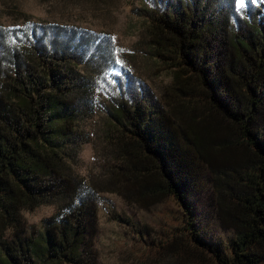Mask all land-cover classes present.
Instances as JSON below:
<instances>
[{
  "label": "trees",
  "instance_id": "obj_1",
  "mask_svg": "<svg viewBox=\"0 0 264 264\" xmlns=\"http://www.w3.org/2000/svg\"><path fill=\"white\" fill-rule=\"evenodd\" d=\"M159 3L144 35L170 67L176 97L114 93L106 112L123 165L98 183L77 176L73 163L93 105L81 56L104 35L0 24V264H97V188L120 179L135 200L171 198L183 210L181 226L159 240V259L264 264V0ZM197 166L215 181L226 239L201 225L190 198ZM42 205L54 212L39 229L27 226L22 210Z\"/></svg>",
  "mask_w": 264,
  "mask_h": 264
},
{
  "label": "rangeland",
  "instance_id": "obj_2",
  "mask_svg": "<svg viewBox=\"0 0 264 264\" xmlns=\"http://www.w3.org/2000/svg\"><path fill=\"white\" fill-rule=\"evenodd\" d=\"M155 1L158 0H0V24L4 26L20 27L28 20L43 29L65 25L104 35L97 46L92 43L81 56L80 70L92 79L93 105L85 130L87 139L79 149L73 170L88 182L98 183L103 172L123 165V159L113 149L119 133L106 112L114 93L132 101L139 89L162 102L176 97L170 85V67L153 56L152 42L144 35L146 13ZM164 3L166 0H160L159 4ZM251 8L254 15L256 11ZM194 174L197 183L190 198L201 216V225L217 239H226L231 233L220 226L216 215L215 181L199 166ZM124 183L120 179L115 186L97 188V264H194L192 260L159 259L157 255L159 240L167 241L181 226V207L171 198L135 200ZM53 212V205H42L35 210H22L21 215L27 226L39 229L41 220ZM117 215L130 223L116 220Z\"/></svg>",
  "mask_w": 264,
  "mask_h": 264
},
{
  "label": "snow or ice",
  "instance_id": "obj_3",
  "mask_svg": "<svg viewBox=\"0 0 264 264\" xmlns=\"http://www.w3.org/2000/svg\"><path fill=\"white\" fill-rule=\"evenodd\" d=\"M237 3L240 4V5H242V4H244V0H237ZM112 39H114V38H112Z\"/></svg>",
  "mask_w": 264,
  "mask_h": 264
}]
</instances>
